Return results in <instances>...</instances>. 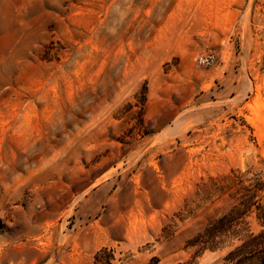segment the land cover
<instances>
[{"label": "rangeland", "instance_id": "374dc122", "mask_svg": "<svg viewBox=\"0 0 264 264\" xmlns=\"http://www.w3.org/2000/svg\"><path fill=\"white\" fill-rule=\"evenodd\" d=\"M0 264H264V0H0Z\"/></svg>", "mask_w": 264, "mask_h": 264}, {"label": "built area", "instance_id": "2783aa9c", "mask_svg": "<svg viewBox=\"0 0 264 264\" xmlns=\"http://www.w3.org/2000/svg\"><path fill=\"white\" fill-rule=\"evenodd\" d=\"M216 54L212 51L199 52L194 57V63L198 67H208L215 63Z\"/></svg>", "mask_w": 264, "mask_h": 264}]
</instances>
